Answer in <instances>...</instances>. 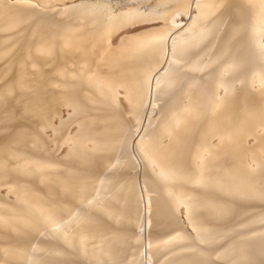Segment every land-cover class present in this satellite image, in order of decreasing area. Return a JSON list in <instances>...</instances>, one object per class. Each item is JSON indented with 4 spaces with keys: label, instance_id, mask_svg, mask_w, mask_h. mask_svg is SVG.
Masks as SVG:
<instances>
[{
    "label": "bare ground",
    "instance_id": "bare-ground-1",
    "mask_svg": "<svg viewBox=\"0 0 264 264\" xmlns=\"http://www.w3.org/2000/svg\"><path fill=\"white\" fill-rule=\"evenodd\" d=\"M172 1L0 0V264H264V0Z\"/></svg>",
    "mask_w": 264,
    "mask_h": 264
},
{
    "label": "rangeland",
    "instance_id": "rangeland-1",
    "mask_svg": "<svg viewBox=\"0 0 264 264\" xmlns=\"http://www.w3.org/2000/svg\"><path fill=\"white\" fill-rule=\"evenodd\" d=\"M111 1H113L114 3L112 4L111 3V5L113 6V9H115V10H120V9H125V8H127V7H129V8H138V9H140V8H142L143 6H165L166 7V9H168V10H173V9H176L177 7H176V5H175V3L172 1H168L167 3H164V5H156V3L157 2H161L162 0H131V1H129L128 3H126L125 4V6L124 7H121V5H123V4H118V3H116V1H119V2H121V1H123V0H111ZM174 4V5H173ZM159 24L160 22H159V20H154V21H151V22H136V21H133V22H131V23H129V24H127V25H125V27L123 26V28L121 27L119 30H117V32H116V34H115V37H112V39H111V41H117L118 40V35H122V34H125L126 32L127 33H131V32H135V31H138L139 29H143V28H145V27H148V25L149 26H152V25H156V24ZM145 26V27H144ZM130 31V32H129ZM149 105L147 106L148 108H146L147 110H145V113L142 115L143 117L141 118L142 119V121L140 120V125L138 124L137 126H138V128H137V126H136V128L134 127V129L136 130V133H141V131L143 130V127H144V125H145V123L147 122V120H148V116H150V115H152L153 113H154V111L153 110H155V108H154V106L153 105H151L152 104V102H151V100L149 101V103H148ZM150 108H154L152 111H150L151 109ZM150 112V113H149ZM64 113H65V111H64ZM149 114V115H148ZM145 115V116H144ZM143 123V124H142ZM140 127H141V129H140ZM138 129H140V130H138ZM50 130H47L46 131V133L48 134V135H50L51 134V131L49 132ZM54 148H56V146L54 147ZM63 147H57V149H54L56 152H60L61 151V149H62ZM137 167H138V170L141 168V165H137ZM143 186H140V193H141V197H142V201H141V204H142V206L143 207H145L146 206V200L144 199L145 198V196H143V194L145 193L144 191V189L145 188H142ZM4 188H5V186H2V190H4ZM145 195V194H144ZM145 200V201H144ZM250 200H248V201H246V202H243L242 203V205H240L241 206V208H244V209H246L245 211H247V212H249V211H253V215H256V214H258L257 212H256V210L258 211V210H261V211H264V201L263 200H253L252 202L250 201ZM254 201H256V202H254ZM145 202V203H144ZM245 203H247V205L245 204ZM144 204V205H143ZM239 205H238V207H239ZM245 205V206H244ZM257 205V206H256ZM240 208V207H239ZM239 208H238V211H239ZM145 209V208H144ZM255 210V211H254ZM240 211L242 212L243 211V209H240ZM252 211H251V213H252ZM258 212H260V211H258ZM250 213V214H251ZM254 213H256V214H254ZM183 215V214H182ZM236 215V214H235ZM234 215V216H235ZM239 216H241V217H239ZM239 216H237V218H239V220L241 219V218H244V216H242V215H239ZM232 219H233V216L231 217ZM236 218V217H235ZM236 218V219H237ZM229 220L230 219H228V222H229ZM234 220V219H233ZM238 220V219H237ZM236 220V221H237ZM228 222H227V224H228ZM232 222V221H231ZM233 222H235V220L233 221ZM262 224H264V221H262ZM261 224V225H262ZM248 228H250V227H247V228H245V230L246 229H248ZM176 229V228H175ZM242 229V228H241ZM174 229L173 228H171L170 230H167L166 231V233H163V235L165 234V235H169L172 231H173ZM239 231H241V230H239ZM169 232V233H168ZM172 234V233H171ZM145 235V236H144ZM148 235V233H143V243L145 244V241L147 240V236ZM145 237V238H144ZM145 247H147V245L145 246ZM215 247V246H214ZM213 247V248H214ZM217 247H219V246H216L215 247V251H217L218 249H217ZM212 247L210 248V250H212L213 249ZM214 251V252H215ZM213 252V251H212ZM144 253V259H146V257L148 256L147 254H146V251H144L143 252ZM148 258V257H147ZM144 264H146V263H144ZM150 264V263H149ZM151 264H153L152 262H151Z\"/></svg>",
    "mask_w": 264,
    "mask_h": 264
},
{
    "label": "crops",
    "instance_id": "crops-1",
    "mask_svg": "<svg viewBox=\"0 0 264 264\" xmlns=\"http://www.w3.org/2000/svg\"><path fill=\"white\" fill-rule=\"evenodd\" d=\"M174 5V4H173ZM125 6V4L124 5H121V7H124ZM140 9H142V10H144L145 12H147V11H150V10H154V12L156 11V12H160V11H162V10H168V9H166V7L165 6H143L142 8H140ZM157 9V10H156ZM159 9V10H158Z\"/></svg>",
    "mask_w": 264,
    "mask_h": 264
}]
</instances>
